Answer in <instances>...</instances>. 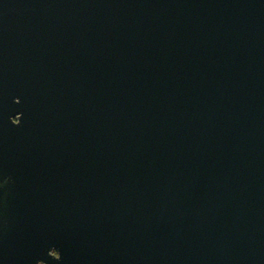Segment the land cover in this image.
<instances>
[{"label": "water", "instance_id": "obj_1", "mask_svg": "<svg viewBox=\"0 0 264 264\" xmlns=\"http://www.w3.org/2000/svg\"><path fill=\"white\" fill-rule=\"evenodd\" d=\"M0 264H264V0H0Z\"/></svg>", "mask_w": 264, "mask_h": 264}]
</instances>
